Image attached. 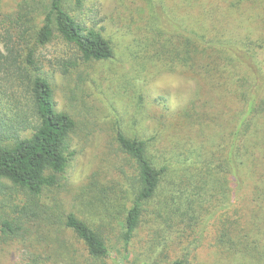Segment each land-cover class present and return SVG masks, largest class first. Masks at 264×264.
Masks as SVG:
<instances>
[{
    "label": "rangeland",
    "instance_id": "rangeland-1",
    "mask_svg": "<svg viewBox=\"0 0 264 264\" xmlns=\"http://www.w3.org/2000/svg\"><path fill=\"white\" fill-rule=\"evenodd\" d=\"M238 1L66 0L75 14L111 40L114 56L79 60L66 72L62 63L55 64L61 58H75L64 42L54 41L42 49L57 108L76 120L71 165L58 185L38 197L8 180L0 182V264H112L92 257L66 227L69 212L99 228L125 264H173L186 255L194 264L221 261L214 247L215 221L206 227L184 222L160 225L151 212L154 203L126 248L123 231L135 196L137 165L121 147L118 134L122 131L162 146L186 137L205 143L207 151L224 144L222 137L232 128L229 117L237 107L234 97H222L214 84L190 73L171 49L180 47L188 30L202 31L204 26L216 27L226 37L262 38L264 0ZM2 4L6 10L15 2ZM3 83L7 80L1 75ZM14 87L4 100L3 112L8 115L25 103L22 90ZM185 110L190 116L184 115ZM227 180L230 198L238 203L236 179L229 175ZM250 190L246 187L243 196L248 197Z\"/></svg>",
    "mask_w": 264,
    "mask_h": 264
},
{
    "label": "trees",
    "instance_id": "trees-1",
    "mask_svg": "<svg viewBox=\"0 0 264 264\" xmlns=\"http://www.w3.org/2000/svg\"><path fill=\"white\" fill-rule=\"evenodd\" d=\"M2 1L0 76L7 83L0 84V182L8 180L38 197L67 174L76 128L74 117L57 108L42 49L54 41L64 42L75 58H61L55 64L62 63L68 72L79 60L111 59L114 46L101 29L75 14L66 0H14L6 10ZM215 31L216 27L191 28L171 52L190 73L220 89L222 97H234L232 128L222 137L224 144L208 151L205 143L191 138L169 140V146H162L119 132L121 147L137 165L135 196L123 238L128 248L154 203L151 212L160 225L184 222L206 227L215 221L218 264H264V36L244 40ZM8 84L21 89L25 98L12 115L3 112L5 97L10 96ZM184 115L190 116L188 110ZM229 175L236 179L238 203L230 198ZM246 187L251 188L248 197L243 196ZM64 222L92 257L125 264L99 228L74 212L65 214ZM4 223L11 227L9 221ZM173 264L194 263L186 255Z\"/></svg>",
    "mask_w": 264,
    "mask_h": 264
}]
</instances>
